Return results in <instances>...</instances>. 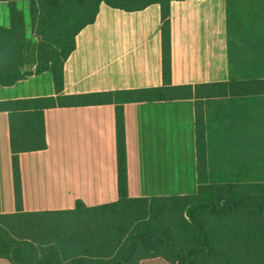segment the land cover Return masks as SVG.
I'll list each match as a JSON object with an SVG mask.
<instances>
[{
	"label": "crops",
	"instance_id": "crops-1",
	"mask_svg": "<svg viewBox=\"0 0 264 264\" xmlns=\"http://www.w3.org/2000/svg\"><path fill=\"white\" fill-rule=\"evenodd\" d=\"M16 8L30 33L29 1H17ZM10 25V5L0 1V28ZM171 32L174 87L264 80V0H175ZM76 41L65 63V95L163 86L158 4L136 12L102 4L96 22ZM55 95L50 72L0 85V102ZM196 102L194 97L125 105L130 197L198 193ZM202 102L209 183H264V95ZM45 126L47 149L20 154L24 211L117 201L115 105L49 109ZM15 212L9 114L0 112V214ZM141 264L169 263L156 258Z\"/></svg>",
	"mask_w": 264,
	"mask_h": 264
},
{
	"label": "trees",
	"instance_id": "trees-1",
	"mask_svg": "<svg viewBox=\"0 0 264 264\" xmlns=\"http://www.w3.org/2000/svg\"><path fill=\"white\" fill-rule=\"evenodd\" d=\"M9 3L11 25L0 28V85L50 72L55 96L0 102L9 114L16 212L0 214V259L11 264H264V183L208 181L205 97L264 95V80L172 85L171 4L175 0H27L31 31ZM183 1V0H180ZM106 4L127 12L161 8L163 86L65 95V63L77 36ZM208 90L206 93L201 91ZM196 98L198 193L132 198L128 193L125 105ZM115 105L119 198L69 211L25 212L20 154L47 149L45 112L53 108Z\"/></svg>",
	"mask_w": 264,
	"mask_h": 264
},
{
	"label": "rangeland",
	"instance_id": "rangeland-1",
	"mask_svg": "<svg viewBox=\"0 0 264 264\" xmlns=\"http://www.w3.org/2000/svg\"><path fill=\"white\" fill-rule=\"evenodd\" d=\"M27 14H29V21H28V28L30 29V27H31V22H30V12L29 11H27ZM237 179H239V178H237Z\"/></svg>",
	"mask_w": 264,
	"mask_h": 264
}]
</instances>
